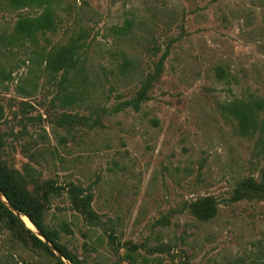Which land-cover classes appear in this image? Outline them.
Returning a JSON list of instances; mask_svg holds the SVG:
<instances>
[{"label":"rangeland","instance_id":"rangeland-1","mask_svg":"<svg viewBox=\"0 0 264 264\" xmlns=\"http://www.w3.org/2000/svg\"><path fill=\"white\" fill-rule=\"evenodd\" d=\"M52 6L56 32L32 43L15 26L43 8L0 0V166L41 205L60 246L82 264H264V197L233 199L242 181H261L264 148L258 130L240 136L221 110L264 99V0ZM80 34L83 77L62 92L45 54ZM166 51L148 100L123 107ZM63 115L100 125L68 128ZM75 189L91 196L95 220L76 208ZM205 197L217 214L200 222L187 205ZM0 264L56 261L0 217Z\"/></svg>","mask_w":264,"mask_h":264},{"label":"trees","instance_id":"trees-1","mask_svg":"<svg viewBox=\"0 0 264 264\" xmlns=\"http://www.w3.org/2000/svg\"><path fill=\"white\" fill-rule=\"evenodd\" d=\"M12 6L25 7L35 5L43 8V12L35 18L22 17L15 26L14 37L17 40H28L36 43L38 34L55 33L57 30L58 17L52 6L54 0H8ZM131 27L130 21H125L124 25L117 29L119 35H126ZM83 36L80 34L76 38H70L68 43L51 49L45 54V67L51 74H60L58 87L62 92L67 91L73 81L83 77L82 72V41ZM168 55L166 51L159 61L155 64L152 74H148L142 83L136 95L122 105L133 111H139L141 105L148 100V92L154 82L157 81L162 71L163 62ZM124 67V66H122ZM83 93H69L66 98L76 103L83 100ZM222 113L236 122V131L240 136H249L258 130L260 136V146L264 148V99L255 98L248 101L234 100L225 103ZM115 110L114 112H116ZM92 121V122H91ZM60 123L68 128L74 126L87 127L89 129L100 125L99 118L90 120L88 117H79L77 115H63ZM76 190V189H75ZM234 201L239 199H252L254 197H264V174L261 181L256 183L253 180H244L239 183L233 192ZM0 195L6 201L7 205L21 217H25L33 227L43 235L48 244L56 250L61 257L69 264H82L64 247L60 246L57 233L50 230L44 224L43 211L41 205L34 200L21 182H16L14 178L5 169L0 166ZM75 196L78 201L74 202L76 208L90 219L95 220L96 216L91 210V196L82 197V194L76 190ZM187 209L195 219L200 222H208L217 214V203L213 198L205 197L187 205ZM0 217L10 225H16L26 235L30 245L34 249L43 251L51 256L56 264H64L49 246L38 239L24 226L23 222L2 202L0 198Z\"/></svg>","mask_w":264,"mask_h":264},{"label":"water","instance_id":"water-1","mask_svg":"<svg viewBox=\"0 0 264 264\" xmlns=\"http://www.w3.org/2000/svg\"><path fill=\"white\" fill-rule=\"evenodd\" d=\"M0 198L2 200V202L8 207V209L13 212L21 221H22V217L17 215V213L15 211H13L6 203V201L3 199V197L0 195ZM28 221V220H27ZM23 222V221H22ZM29 222V221H28ZM29 224L31 225V223L29 222ZM25 226V225H24ZM33 230H31L30 228H28L27 226L26 229H28L31 233H33L38 239H40L43 243L47 244L49 246V248L54 252V254L56 255V257H58L64 264H65V260L61 257V255L52 248V246L50 244H48V242L46 241V239L43 237V235L41 233H39L34 227L33 225H31ZM67 262V261H66ZM68 263V262H67ZM69 264V263H68Z\"/></svg>","mask_w":264,"mask_h":264},{"label":"bare ground","instance_id":"bare-ground-1","mask_svg":"<svg viewBox=\"0 0 264 264\" xmlns=\"http://www.w3.org/2000/svg\"><path fill=\"white\" fill-rule=\"evenodd\" d=\"M23 220H24L26 226L32 230L33 228H32V226L29 224V222H28L26 219H23Z\"/></svg>","mask_w":264,"mask_h":264}]
</instances>
